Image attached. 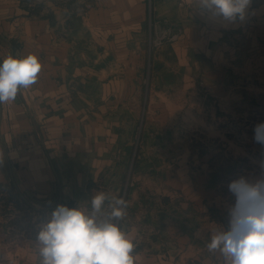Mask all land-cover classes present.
<instances>
[{"label":"crops","instance_id":"1","mask_svg":"<svg viewBox=\"0 0 264 264\" xmlns=\"http://www.w3.org/2000/svg\"><path fill=\"white\" fill-rule=\"evenodd\" d=\"M196 6V0H0V61L35 54L42 64L34 85L0 104V264H39L35 240L18 230L24 209L77 205L104 170L102 160L111 159L105 170L118 169L110 143L119 136L120 111L130 119L142 99L144 72L136 69L145 64L152 12L214 47L264 26V0H252L236 23L211 20ZM186 221L175 233L157 232L137 254L142 264H222L206 247L213 229Z\"/></svg>","mask_w":264,"mask_h":264},{"label":"rangeland","instance_id":"2","mask_svg":"<svg viewBox=\"0 0 264 264\" xmlns=\"http://www.w3.org/2000/svg\"><path fill=\"white\" fill-rule=\"evenodd\" d=\"M151 19L145 64L136 69L144 72L142 99L130 119L120 111L119 136L110 143L118 169L105 170L111 159L102 160L89 192L67 205L89 208L98 192L122 198V226L136 236V255L157 232L175 233L186 220L213 231L227 227L229 182L264 158L254 141L255 126L264 122V26L214 47L173 20L153 12ZM52 211L24 209L19 232L35 240Z\"/></svg>","mask_w":264,"mask_h":264},{"label":"clouds","instance_id":"3","mask_svg":"<svg viewBox=\"0 0 264 264\" xmlns=\"http://www.w3.org/2000/svg\"><path fill=\"white\" fill-rule=\"evenodd\" d=\"M196 3L207 18L236 23L246 18L252 0ZM41 70L35 54H9L0 61V104L14 101L19 91L34 85ZM254 141L264 147V122L255 126ZM227 187L232 198L227 227L210 233L207 250L218 253L223 264H264V158ZM126 208L122 198L104 192L91 196L89 208L57 205L35 236L39 264H136V244L122 226Z\"/></svg>","mask_w":264,"mask_h":264}]
</instances>
